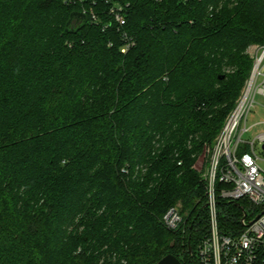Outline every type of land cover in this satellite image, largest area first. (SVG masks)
<instances>
[{
	"label": "trees",
	"instance_id": "trees-1",
	"mask_svg": "<svg viewBox=\"0 0 264 264\" xmlns=\"http://www.w3.org/2000/svg\"><path fill=\"white\" fill-rule=\"evenodd\" d=\"M263 43L264 0H0V264H196L195 163Z\"/></svg>",
	"mask_w": 264,
	"mask_h": 264
},
{
	"label": "built area",
	"instance_id": "built-area-1",
	"mask_svg": "<svg viewBox=\"0 0 264 264\" xmlns=\"http://www.w3.org/2000/svg\"><path fill=\"white\" fill-rule=\"evenodd\" d=\"M117 10L120 8L113 7L111 12L116 21L124 24V17ZM131 43L128 40L122 51ZM255 95L264 98V45L257 54L246 89L212 149L204 199L208 228L197 245L196 264H264V172L258 165L259 156L254 149L258 143L264 153V132L257 133L252 140H242L243 134L258 124L247 126L246 123L255 107ZM243 144L248 150L237 154L238 147ZM221 200L240 201L241 204L240 215L227 230L220 225ZM161 222L168 230L185 224L177 206L169 207Z\"/></svg>",
	"mask_w": 264,
	"mask_h": 264
},
{
	"label": "rangeland",
	"instance_id": "rangeland-1",
	"mask_svg": "<svg viewBox=\"0 0 264 264\" xmlns=\"http://www.w3.org/2000/svg\"><path fill=\"white\" fill-rule=\"evenodd\" d=\"M263 45H264V43L263 44H254V45H251L247 49L246 54L250 60V69L248 71L246 79L244 80V82L242 84V87L239 91V95H238V97L234 103V106L232 107L230 112L225 117L224 123H223L221 129L219 130L218 134L215 137V141H216L217 136L221 132L222 128L225 126L226 122L228 121L229 117L233 113V111H234L239 99L241 98L243 92L245 91L247 83H248L250 75H251V72H252V69H253V65L255 63V59L257 57V54H259V52L261 51V47ZM260 80L261 79L259 78L258 81H260ZM254 101H255V107L248 114V116L246 118V123H247V126H251V125H254L257 123L258 124L256 126H254L249 132L244 133L242 136V140H252L257 133L264 132V102L262 101V98L260 97V95H255ZM243 124H244V121L241 123V126H243ZM215 141H214V144H215ZM254 149H255L256 154L259 156L258 165L261 168V170L264 172V158H263L264 153H263V150L261 149V146H259L258 143L255 144ZM211 153H212V150H211L209 155L207 154L206 158H204L203 156H200L199 159L195 163V167L198 170H203V169L205 170V171H202V173H201L205 184H206V176H207L209 164L211 161ZM207 158H208V160H207ZM203 160H205V161L207 160V162L205 163V161H203ZM173 206H177L181 210V204L180 203H176Z\"/></svg>",
	"mask_w": 264,
	"mask_h": 264
},
{
	"label": "water",
	"instance_id": "water-1",
	"mask_svg": "<svg viewBox=\"0 0 264 264\" xmlns=\"http://www.w3.org/2000/svg\"><path fill=\"white\" fill-rule=\"evenodd\" d=\"M219 77L222 78V76ZM156 264H181V262L173 254H166Z\"/></svg>",
	"mask_w": 264,
	"mask_h": 264
},
{
	"label": "crops",
	"instance_id": "crops-1",
	"mask_svg": "<svg viewBox=\"0 0 264 264\" xmlns=\"http://www.w3.org/2000/svg\"><path fill=\"white\" fill-rule=\"evenodd\" d=\"M262 98V101L264 102V98L262 96H260Z\"/></svg>",
	"mask_w": 264,
	"mask_h": 264
}]
</instances>
